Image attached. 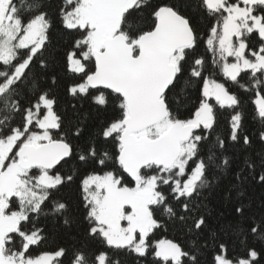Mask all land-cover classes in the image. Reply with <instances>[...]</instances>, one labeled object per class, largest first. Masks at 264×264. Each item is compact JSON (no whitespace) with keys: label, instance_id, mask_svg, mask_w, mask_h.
<instances>
[{"label":"snow or ice","instance_id":"obj_1","mask_svg":"<svg viewBox=\"0 0 264 264\" xmlns=\"http://www.w3.org/2000/svg\"><path fill=\"white\" fill-rule=\"evenodd\" d=\"M0 264H264V0H0Z\"/></svg>","mask_w":264,"mask_h":264},{"label":"trees","instance_id":"obj_2","mask_svg":"<svg viewBox=\"0 0 264 264\" xmlns=\"http://www.w3.org/2000/svg\"><path fill=\"white\" fill-rule=\"evenodd\" d=\"M52 243V241L50 240L49 242H47L44 247H48L50 244Z\"/></svg>","mask_w":264,"mask_h":264}]
</instances>
